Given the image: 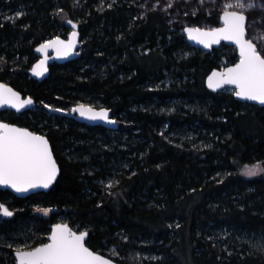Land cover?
Returning <instances> with one entry per match:
<instances>
[{
    "label": "trees",
    "instance_id": "trees-1",
    "mask_svg": "<svg viewBox=\"0 0 264 264\" xmlns=\"http://www.w3.org/2000/svg\"><path fill=\"white\" fill-rule=\"evenodd\" d=\"M104 1L0 0V82L35 103L0 121L45 136L59 167L46 193L0 190L13 212L0 216V264L46 243L59 223L86 231V247L118 264L136 255L148 264H264V173L241 171L264 167V108L205 87L222 59L237 62L235 49L201 51L163 13L139 18L131 0ZM64 16L78 23L81 52L34 81V49L65 38ZM78 104L109 110L117 128L48 110Z\"/></svg>",
    "mask_w": 264,
    "mask_h": 264
},
{
    "label": "snow or ice",
    "instance_id": "snow-or-ice-1",
    "mask_svg": "<svg viewBox=\"0 0 264 264\" xmlns=\"http://www.w3.org/2000/svg\"><path fill=\"white\" fill-rule=\"evenodd\" d=\"M203 2L204 0H200L201 4ZM167 6H172L171 0ZM223 7L219 17L222 27H186L184 31L189 39H194L205 48L221 40L233 42L239 49V62L220 73L214 71L208 78V87L216 89L223 85H233L236 97L264 105V53L257 49L251 39L245 38L247 13L256 9L257 0H227ZM192 14H196V9H193ZM16 15L20 16L21 13L17 12ZM68 23L72 24V21L69 20ZM72 26L75 27L74 24ZM73 46V40L65 42L56 38L40 45L36 51L43 52L48 47H54L58 56H67ZM43 64L44 61H40L34 67L35 74H41L36 72V68L42 67ZM4 104L19 111L25 105L32 104V100H21L17 92L0 84V105ZM73 111H79L82 117L86 116L90 120L115 123L114 120L108 119L106 109L96 111L90 106L79 105ZM241 171L243 175L252 177L264 173V167L259 164L251 167L245 164ZM57 172L56 161L45 137L0 122V185L8 186L17 193H26L36 188L47 189L56 179ZM43 211L46 214L48 210ZM12 215L11 210L0 204V216ZM85 235V232L71 231L67 225H55L48 243L16 252L18 264H111L109 259L85 246ZM258 246L264 248V240Z\"/></svg>",
    "mask_w": 264,
    "mask_h": 264
},
{
    "label": "water",
    "instance_id": "water-1",
    "mask_svg": "<svg viewBox=\"0 0 264 264\" xmlns=\"http://www.w3.org/2000/svg\"><path fill=\"white\" fill-rule=\"evenodd\" d=\"M68 21H69V19L66 20V21H65V24H64V26H65L66 28L70 29V33H69L68 37H67L66 39L61 38V37H55V38H53V39H51V40H54V39H56V38H59L60 40L65 41V42H67V41H69V40H73V41H74V46H73V48L71 49L69 55H67V56H63V55L58 56V55H57V52H56V49H55L54 47H48V48H47L45 51H43V52H38V51H36V49L39 48L40 45L44 44L45 42H44V43H41L40 45H38V46L34 49V54L37 56L38 59H37V61L34 63V65L32 66V68H31V69L29 70V72H28L29 77H30L31 79H33L34 81L42 82L44 79H46V78L48 77V74H49V66H50V65H52V64L62 65V64H64V63L74 61L76 58H78V56H79V52H78V51H79V48H80V35H79V32H78V25H77L75 22H73V21H72V24H69ZM70 21H71V20H70ZM247 21H248V18H247V20H246V25H247ZM73 24L75 25V27L72 26ZM218 27H222V21H220V24H219ZM218 27H215V28H218ZM185 28H186V27H185ZM185 28H184V29H185ZM73 33H75L74 36L72 35ZM183 33H184V35H185V41H186V43H187L188 45H190L191 47H194V48H196V49H199V50H201V51H204V52H210L212 49H217V48H219L221 45H226V46H231V47H233V48L235 49L236 56H237V58H238V60H237L236 63L239 62V59H240V57H239V49L237 48V46H236L233 42H231V41H226V40H221L219 43H214V44H212L210 47L205 48L202 44L197 43L194 39H189L188 34H187L184 30H183ZM245 38L247 39V32H246V37H245ZM51 40H49V41H51ZM40 61H44V64H43L42 67H40V68H36V72H40V73H41L40 75H37V74H35V72L33 71V69H34V67H35L36 65L39 64ZM236 63H235V64H236ZM235 64H234V65H235ZM234 65L227 66V67H225V68H223V69L214 70V71L217 72V73H220V72L224 71L226 68L232 67V66H234ZM214 71H213V72H214ZM213 72H211V73L206 77V79H205V87H206V89H207L208 91H210L211 93H217V92H221V91H224V90H231V91L233 92V97H234L235 100H237V101H239V102H241V103H248V104H251V105L256 106V107H258V108H264V105L260 104V103L257 102V101H249V100H245V99H241V98H239V97H236L235 94H234V91H233V89H234V86H233V85H223L222 87H220V88H216V89L209 88V87H208V78H209V76L212 75ZM0 84H3V85H5L6 87H9V88H11L13 91L17 92L16 90H14L12 87H10L9 85H7V84H5V83L0 82ZM17 93L19 94V97H20L21 100H27V99L30 98V97H28V96L23 97L19 92H17ZM30 99H31V98H30ZM31 100H32V104H30V105H25V107L22 108V109H20L19 111H17L15 108H13V107H11L10 105H7V104L0 105V113H1V112H12V113L17 114V115L22 114V113H25V112H27V111H29V110H32V109L35 107V103H34L33 99H31ZM79 105H82V104H78V105L74 106V107L71 108L68 112H64V111H61V110H60V111H56V109H48V110H49V112H50L51 114H56V115H59V116H63V117H67V118H71V119H73L74 121H76L77 123L82 124V125H85V126H89V127L100 126V127L106 128V129H108V130H115V129L117 128V122L112 118V116H111L109 110L106 109V110L108 111V119H109V120H114L115 123H108L107 121H104V120H90V119L87 118L86 116H83V117H82V116L80 115L79 111H73V109H76ZM85 106H87V105H85ZM90 107H91V106H90ZM91 108H93V109L96 110V111H99L100 109H105V108H99V109H97V108H94V107H91ZM0 122H2V121H0ZM3 123H5V122H3ZM9 125H10V124H9ZM13 126H15V125H13ZM16 127H17V126H16ZM19 128H21V127H19ZM24 129H25V128H24ZM27 130H28V129H27ZM29 131H30V130H29ZM30 132H32V131H30ZM33 133H34V132H33ZM35 134H36V135H40V134H37V133H35ZM41 136H43V135H41ZM43 137H45V136H43ZM45 139H47V138L45 137ZM47 141H48V140H47ZM48 144H49V142H48ZM49 149H50V151L52 152V149H51L50 144H49ZM52 156H53V159H54L53 152H52ZM54 160H55V159H54ZM56 164H57V163H56ZM57 168H58V172H57L56 179H57L58 174H59V167H58V165H57ZM56 179L53 181V183H52L47 189H45V188H36V189H30V190H29L28 192H26V193H17V192H15V190H13L12 188H10V187H8V186L0 185V190H1V191H8V192H10L12 195H14V197L19 198V199H23V198H26V197H28V196H30V195L36 194V193H40V192H42V193H46V192L51 188V186L54 184V182L56 181ZM4 206H5V205H4ZM1 217H2V218H7V217H3V216H1ZM55 225H67V224H65V223H59V224H55ZM55 225L50 226V233H49V235H48V237H47V242H46V243L49 242V236H50V234H51V232H52V229H53V227H54ZM67 226H68V225H67ZM68 227H69V226H68ZM69 229H70L71 231H74V230H72L70 227H69ZM74 232H75V231H74ZM82 232H85V233H86V235H85V240H84V243H85V246H86V241H87L88 233H87L86 231H82ZM77 233H79V232H77ZM18 251H27V250H18ZM18 251H15V252L13 253V259H14V263H15V264H18V260H17V256H16V252H18ZM91 251H92V250H91ZM97 254H98V253H97ZM99 255H100V254H99ZM103 257H104V256H103ZM104 258H106V257H104ZM106 259H109V258H106ZM109 260L111 261V264H118V263L112 261L111 259H109Z\"/></svg>",
    "mask_w": 264,
    "mask_h": 264
},
{
    "label": "rangeland",
    "instance_id": "rangeland-1",
    "mask_svg": "<svg viewBox=\"0 0 264 264\" xmlns=\"http://www.w3.org/2000/svg\"><path fill=\"white\" fill-rule=\"evenodd\" d=\"M101 1L105 3L104 0ZM171 2V7L167 6L169 4V0H131L130 5L134 10L137 11L136 15L139 18L144 17L145 13L149 11H158L163 13L168 20L170 29L185 38V35L183 33L184 28H181V26L192 27L186 23L185 19L187 17L195 18L198 15H202L206 23L211 21L217 24L216 26L210 24H203L197 26L196 28L208 29L218 27L220 24V19H216V16L219 13L222 14V11L224 10L223 6L227 2V0H204L203 4L200 3V0H171ZM193 9H196L195 15L192 14ZM247 18V39H251L252 42L257 46V49L264 53V0H257L256 9L249 11L247 13ZM67 19L68 17L64 16V21ZM76 24L78 25L77 22ZM69 32L70 30H68V33L66 34L65 38L67 37ZM78 52H81L80 48ZM219 65L220 69L227 67L224 59L220 61ZM242 176L248 177L243 174ZM43 210L44 209L37 210L36 213L42 217H48L52 212L51 210L47 209L48 211L45 214ZM142 261H146L147 263V261H151V259L146 256L141 257L136 255L135 263L142 264Z\"/></svg>",
    "mask_w": 264,
    "mask_h": 264
},
{
    "label": "flooded vegetation",
    "instance_id": "flooded-vegetation-1",
    "mask_svg": "<svg viewBox=\"0 0 264 264\" xmlns=\"http://www.w3.org/2000/svg\"><path fill=\"white\" fill-rule=\"evenodd\" d=\"M66 29H68V28H66ZM68 30H70V29H68ZM69 33H70V32H69ZM68 35H69V34H68ZM68 35H67V37H68ZM67 37H66V38H67ZM66 38H64V39H66Z\"/></svg>",
    "mask_w": 264,
    "mask_h": 264
}]
</instances>
